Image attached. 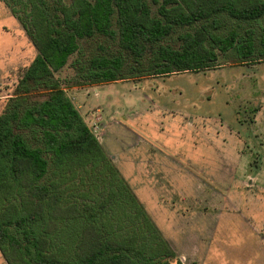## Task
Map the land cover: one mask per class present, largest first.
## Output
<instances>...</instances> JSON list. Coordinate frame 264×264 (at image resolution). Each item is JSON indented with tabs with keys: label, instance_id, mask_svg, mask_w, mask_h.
Returning <instances> with one entry per match:
<instances>
[{
	"label": "rangeland",
	"instance_id": "1",
	"mask_svg": "<svg viewBox=\"0 0 264 264\" xmlns=\"http://www.w3.org/2000/svg\"><path fill=\"white\" fill-rule=\"evenodd\" d=\"M216 1L0 0V115L28 88L18 84L39 42L44 89L62 90L181 264H264V0ZM45 181L61 199L49 203L58 253H76L64 238L74 247L93 222L103 246L90 264L142 261L104 247L140 231L130 205L102 202L99 163ZM18 221L22 242L40 239Z\"/></svg>",
	"mask_w": 264,
	"mask_h": 264
},
{
	"label": "trees",
	"instance_id": "2",
	"mask_svg": "<svg viewBox=\"0 0 264 264\" xmlns=\"http://www.w3.org/2000/svg\"><path fill=\"white\" fill-rule=\"evenodd\" d=\"M227 1H216L210 7L217 11ZM238 5L247 8L243 2ZM130 7L134 9L135 5ZM144 23V19L137 21L138 26H144ZM63 38L55 33L52 44L61 48ZM36 44L40 54L34 57L18 84L28 88L15 92V97L9 99L10 107L0 115V157L7 153L4 165L0 158V210L10 204L9 210L17 211L10 215L0 211V248L4 258L8 264H90L103 246L99 229L94 227L93 222L84 223L77 229L79 235L74 247L69 246L70 240L64 238V246L77 252L71 255L58 253L64 251L61 243L56 246L53 240L59 224L57 211L60 209L56 205L50 207L49 203L55 204L61 199L55 189L56 183L51 184L52 189L47 188L49 182L45 181V176L52 170L61 173L76 168L81 170V166L87 163H99L100 177L105 183L102 202L115 207L121 201L130 205L140 231L132 236L133 231L129 230V236L111 238L104 247L114 244L122 251H138L136 259L142 261L137 264H181L141 204L130 196L125 180L108 160L62 90L57 86L44 89L53 79L41 57L44 45ZM89 177L95 179V173H90ZM36 191L38 196L31 199ZM25 209L26 213L22 211ZM19 218L23 220L22 225L36 223L40 239L27 237V241L22 242L23 230ZM70 228L75 231L72 226ZM125 230H128L127 227ZM111 249L116 250V247ZM104 264H130V259L111 258Z\"/></svg>",
	"mask_w": 264,
	"mask_h": 264
}]
</instances>
